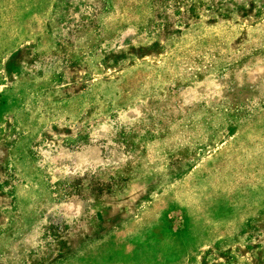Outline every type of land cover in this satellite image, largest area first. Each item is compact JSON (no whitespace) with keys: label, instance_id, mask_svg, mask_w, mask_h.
Here are the masks:
<instances>
[{"label":"rangeland","instance_id":"rangeland-1","mask_svg":"<svg viewBox=\"0 0 264 264\" xmlns=\"http://www.w3.org/2000/svg\"><path fill=\"white\" fill-rule=\"evenodd\" d=\"M0 264H264V0H0Z\"/></svg>","mask_w":264,"mask_h":264}]
</instances>
